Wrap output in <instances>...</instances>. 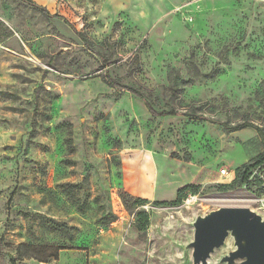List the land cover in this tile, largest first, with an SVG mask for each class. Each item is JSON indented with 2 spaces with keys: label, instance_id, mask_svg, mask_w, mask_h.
<instances>
[{
  "label": "rangeland",
  "instance_id": "obj_1",
  "mask_svg": "<svg viewBox=\"0 0 264 264\" xmlns=\"http://www.w3.org/2000/svg\"><path fill=\"white\" fill-rule=\"evenodd\" d=\"M31 1L67 24L0 0V264H193L196 217L264 219V164L220 175L264 152L222 125L264 132V0Z\"/></svg>",
  "mask_w": 264,
  "mask_h": 264
},
{
  "label": "water",
  "instance_id": "obj_2",
  "mask_svg": "<svg viewBox=\"0 0 264 264\" xmlns=\"http://www.w3.org/2000/svg\"><path fill=\"white\" fill-rule=\"evenodd\" d=\"M234 250L220 259L222 264H264V219L248 207H219L193 222L188 244L193 264H207L228 237Z\"/></svg>",
  "mask_w": 264,
  "mask_h": 264
},
{
  "label": "trees",
  "instance_id": "obj_3",
  "mask_svg": "<svg viewBox=\"0 0 264 264\" xmlns=\"http://www.w3.org/2000/svg\"><path fill=\"white\" fill-rule=\"evenodd\" d=\"M22 1L27 3L28 5H30L33 9H35L38 12H40L42 15H44V16H46L48 18L60 19L64 23L67 24L66 20H63V18L61 16H59L57 14H50L46 9L37 6L31 0H22ZM77 36L83 42L84 45L89 47V45H90L89 41H88V39L85 36H83L80 33H77ZM103 81L109 82L111 85L119 87L118 84L115 81H113L108 76L107 73H104ZM124 90L129 92V93H131V94H133L137 98L142 99V95L138 91L133 90L132 88H126ZM146 107H147V109L149 110V112L152 115H155L153 110L150 108V106L146 105ZM156 115L159 116V117H172V116H177L178 114H177L176 111H168V112L162 111V112H160L159 114H156ZM222 125L225 127V129L228 132H234V131H238V130H241V129L246 128V127H251V128H253L255 130V132L257 133L258 137L260 138V140L262 141V143L264 145V132H263L262 128H260L258 126H255V125H253V124H251L249 122H243L242 124H239V125H236V126H234L232 128L227 129L226 128V124L222 123ZM263 164H264V152L261 153L260 155H258L257 157H255L253 160L243 164L242 166H240L239 168H237L235 170V172H234V180H233L234 184H236V185H247L249 183L251 175L253 173H255L257 170H259V168L261 166H263ZM189 189H194V188L186 186V187L181 188L178 191V194H177V197H178L177 199L178 200H177V202L180 201V198H181L182 194L184 192H186L187 190H189ZM194 191H195V189H194ZM161 205H167V203H161ZM141 217L145 218L146 215L144 213H141V214H139L137 216V218H138L137 222L139 223V229L140 230H144L146 228V224H141V222H140L141 221ZM30 249L39 250V251H48V250H50L51 251L50 252V257H52L53 260H57V258H58V250H55V249L53 250V249L48 248V247H31ZM35 259H38V261L41 262V263H46V260H40V258H35Z\"/></svg>",
  "mask_w": 264,
  "mask_h": 264
},
{
  "label": "built area",
  "instance_id": "obj_4",
  "mask_svg": "<svg viewBox=\"0 0 264 264\" xmlns=\"http://www.w3.org/2000/svg\"><path fill=\"white\" fill-rule=\"evenodd\" d=\"M220 175L221 176H228V177H231V178H233V173H228L226 170H224V169H221L220 170ZM262 181H264V180H262Z\"/></svg>",
  "mask_w": 264,
  "mask_h": 264
}]
</instances>
